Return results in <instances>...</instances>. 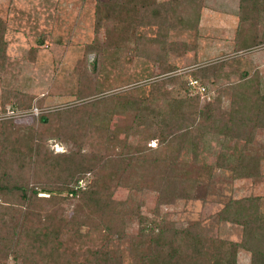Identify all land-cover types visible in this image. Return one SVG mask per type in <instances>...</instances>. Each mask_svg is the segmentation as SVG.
<instances>
[{
    "label": "trees",
    "instance_id": "trees-1",
    "mask_svg": "<svg viewBox=\"0 0 264 264\" xmlns=\"http://www.w3.org/2000/svg\"><path fill=\"white\" fill-rule=\"evenodd\" d=\"M203 8L204 0H96L95 32L110 26L109 40L85 46L76 68L77 97L101 94L105 87L99 73L104 61L112 58L119 64V55L125 51L128 61L149 53L148 61L159 67L161 79L150 80L153 72H119L112 81V90L118 91L108 97L43 112L36 125L0 120V231L3 227L6 231L0 241L9 238L0 243V264L11 256L17 264H80L82 256L87 258L83 264H125L121 254L107 246L110 239L126 236L124 227L129 224L138 227L130 248L134 264H240V250L250 253V264H264L262 197H230L214 217L217 222L241 226L239 242L212 235L200 222L179 229L160 209L166 203L194 198L198 181L187 166L189 154L210 175L215 168H224L231 171L232 179L258 175L264 160V151H249L264 130V76L259 70L250 74L242 69L240 58L232 57L176 73L185 66L172 61L171 55L181 58L193 52L195 58L199 56ZM140 27L156 28V33L152 37L136 33ZM176 31L193 32L195 42L170 40ZM7 32L8 23L0 17V69L8 60ZM235 35L233 53L264 44V0H240ZM89 54L96 55L93 71L86 66ZM189 76L194 79L188 80ZM232 77L237 78L236 84H231ZM142 80L149 81L138 85ZM193 80L205 92L210 85L227 80L223 92L230 93V112L223 110L221 96L202 105L199 94H190L196 86ZM9 95L20 111L35 106L33 95ZM106 102L110 104L101 107ZM42 105V101L37 104ZM119 112H131L132 120L112 129V117ZM210 134L235 141L232 150L237 154H221L215 165L201 162L199 152ZM54 138L67 145L69 152L54 154L47 149V141ZM152 141L158 143L155 148L149 146ZM88 174L93 180L82 188L80 183ZM118 187L157 190L152 215L144 214L136 200L116 201L115 189L109 188ZM69 200L77 202L75 211L92 219L93 227L109 234L101 247L85 249L79 243L89 235L81 233L87 221L63 215L61 205ZM115 206H121L123 213L117 216ZM6 215L9 221L4 220Z\"/></svg>",
    "mask_w": 264,
    "mask_h": 264
},
{
    "label": "rangeland",
    "instance_id": "rangeland-1",
    "mask_svg": "<svg viewBox=\"0 0 264 264\" xmlns=\"http://www.w3.org/2000/svg\"><path fill=\"white\" fill-rule=\"evenodd\" d=\"M96 0H0V17L8 23L6 39L8 41V60L3 69H0V120L13 121L18 125H36L38 116L43 112H54L69 109L87 101L112 95L118 90H112L115 85L112 81L119 72L128 74H154L150 80H160L159 67L152 61H148L149 53L145 52L139 57L133 56V61L125 60L127 53L119 56L122 60L119 64L104 61L99 79L104 83L105 90L92 98L79 99V78L76 73L78 61L84 58L85 46L91 43L107 44L109 35L106 26L100 32H95L94 10ZM163 1V0H160ZM240 0H204V8L201 16V37L199 38V56L195 58L193 52L178 58L171 55V60L179 66H185L176 73H185L193 69L196 64L207 65L210 62L223 61L226 58L237 57L242 61V69L250 74L259 70L264 76V44L250 49L247 52H234L236 31L239 23ZM136 33L152 37L156 28L140 27ZM172 41L195 42L193 32H172ZM42 41V42H41ZM35 49V52H34ZM131 55V54H130ZM86 66L93 71L95 54H89ZM108 71H110L108 73ZM147 71V72H144ZM174 74H169L170 76ZM107 75L109 77H107ZM168 75V76H169ZM160 76V77H159ZM191 76L188 80L191 81ZM149 81V80H148ZM147 80H142L138 85H145ZM231 84H236L237 78L232 77ZM227 80H221L216 85H210L205 92L199 83L191 89L190 94H199L201 104L214 101L221 96L223 110L230 112V93H224V85ZM12 94L35 96L34 107L28 111H20L14 105ZM6 100V101H5ZM42 101V107L37 106ZM4 104V105H3ZM106 102L101 107H106ZM99 108V107H98ZM108 109V108H107ZM100 110V109H99ZM119 112L112 117L111 128L124 127L132 120V113ZM227 118V117H226ZM122 137L124 135H121ZM132 141V139H131ZM168 143H171L168 142ZM157 141H152L149 146L155 148ZM235 141L227 140L215 135H207L206 143L200 149L199 159L209 165H215L219 155L235 153ZM47 149L54 154L68 153L69 147L58 139L47 141ZM241 149L242 145L237 146ZM249 151L261 154L264 151V130L259 132L257 140L249 147ZM86 150L89 148L86 146ZM160 149V148H158ZM161 153H164L160 149ZM187 166L194 170L197 178V186L192 199H179L172 203L163 204L160 209L163 214H168L177 228L183 229L190 223L200 222L206 229H211V234L227 241H241L243 228L229 222H217L216 214L222 209L228 198L241 199L250 196H260L264 199V160L260 163L259 174L252 178L232 179L230 170L215 168L213 174H209L200 163L193 162L191 154L185 157ZM81 181L83 188L93 178L89 174ZM115 189L116 201L136 200L141 204L144 214L152 215V210L157 203L158 192L154 188L134 187L129 190L126 187ZM44 196V195H43ZM76 201L69 200L61 205L62 213L66 218L76 221L86 219L84 214L75 211ZM125 203V202H124ZM264 207V206H263ZM116 215L122 212L121 206H115ZM123 213V212H122ZM9 221L8 215L4 216ZM81 233L89 235L81 238L79 243L87 247H101L107 234L104 228L93 227V220L86 219ZM138 227L129 224L124 227L125 235L121 239H110L108 250L121 254L125 264H134L130 254L131 243L136 235ZM6 236L4 227L0 231V237ZM67 234H65V237ZM0 243H6L8 237ZM4 241V242H3ZM105 247V246H104ZM106 247V248H107ZM82 256L80 264L86 262ZM251 255L245 250H240L238 262L250 264Z\"/></svg>",
    "mask_w": 264,
    "mask_h": 264
},
{
    "label": "built area",
    "instance_id": "built-area-1",
    "mask_svg": "<svg viewBox=\"0 0 264 264\" xmlns=\"http://www.w3.org/2000/svg\"><path fill=\"white\" fill-rule=\"evenodd\" d=\"M191 83H192V85H196L197 84V81L196 80H193ZM3 264H17V263L15 262V260L13 259V257L11 256Z\"/></svg>",
    "mask_w": 264,
    "mask_h": 264
}]
</instances>
